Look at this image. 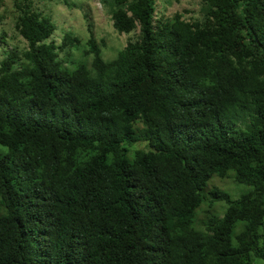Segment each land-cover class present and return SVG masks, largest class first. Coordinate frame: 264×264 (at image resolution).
Here are the masks:
<instances>
[{
  "label": "trees",
  "instance_id": "16d2710c",
  "mask_svg": "<svg viewBox=\"0 0 264 264\" xmlns=\"http://www.w3.org/2000/svg\"><path fill=\"white\" fill-rule=\"evenodd\" d=\"M12 1L0 264H264V0H201L192 21L113 0L139 41L106 61L90 36L73 68L78 36Z\"/></svg>",
  "mask_w": 264,
  "mask_h": 264
},
{
  "label": "rangeland",
  "instance_id": "374dc122",
  "mask_svg": "<svg viewBox=\"0 0 264 264\" xmlns=\"http://www.w3.org/2000/svg\"><path fill=\"white\" fill-rule=\"evenodd\" d=\"M134 1L126 0V4ZM17 2L28 3L31 12L49 18L56 25L53 37L56 44H60L66 33L78 36L80 47L72 49L70 51L72 56L66 60L69 63L66 66L69 68H73L78 62L85 61L87 65L91 62V57L83 55L87 49L86 41L90 36L99 44L101 57L106 61L116 58L118 51L124 48L127 42L139 41L138 25L130 34H118L114 30L111 21L113 0H17ZM183 10L187 11L185 19L192 21L201 18L203 5L201 0H156V17L172 16L176 11ZM18 15L19 11L12 0H0V62L11 50L20 53L27 47L18 27ZM61 56L64 57V53L61 52ZM229 182L231 181L213 178L209 186L228 190L235 186L228 185ZM221 206L218 205L217 212H221Z\"/></svg>",
  "mask_w": 264,
  "mask_h": 264
}]
</instances>
